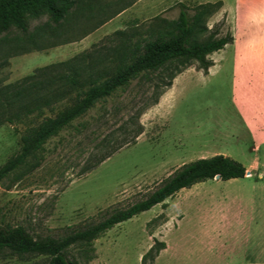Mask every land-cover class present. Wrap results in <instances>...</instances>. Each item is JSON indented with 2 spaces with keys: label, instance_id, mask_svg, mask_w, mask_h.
<instances>
[{
  "label": "rangeland",
  "instance_id": "374dc122",
  "mask_svg": "<svg viewBox=\"0 0 264 264\" xmlns=\"http://www.w3.org/2000/svg\"><path fill=\"white\" fill-rule=\"evenodd\" d=\"M81 1L58 37H40L42 48L24 49L14 38L5 40L13 34L0 33V93L5 87L11 93L39 68L49 67L46 75L113 71L130 61L123 54L137 42L176 21L182 5L193 14L197 5L219 0ZM222 1L207 25L217 36L231 33L232 40L208 55V70L194 61L177 71L175 62L98 101L0 180V228L22 226L34 238L60 237L147 197L184 163L218 153L264 174V0ZM46 20H34L32 28ZM88 87L86 82L72 98ZM70 101L43 109V116ZM42 117L0 125V165ZM257 181L214 178L183 188L165 205L97 238L90 261L78 246L68 255L80 264H142L160 240L166 248L147 264H242L264 246V186ZM49 260L0 250V264Z\"/></svg>",
  "mask_w": 264,
  "mask_h": 264
},
{
  "label": "trees",
  "instance_id": "16d2710c",
  "mask_svg": "<svg viewBox=\"0 0 264 264\" xmlns=\"http://www.w3.org/2000/svg\"><path fill=\"white\" fill-rule=\"evenodd\" d=\"M82 3L81 0H0V33L13 34L7 39L5 36V40L14 38L22 43L24 49L42 48L44 46L38 42L40 37L44 34L58 37L70 15ZM222 5V0L201 3L195 7L193 14L182 5L176 21L168 28L137 42L128 54H123L125 59L130 57V61L119 64L113 71L103 68L97 69L94 75L83 76L81 69H75L67 74L46 75L44 72L49 67L39 68L36 70L40 71L38 74L14 84L15 88L11 93L4 91L6 87L1 90L0 94L6 98H0V125L5 122L34 121V117L43 116V109L53 110L54 103L66 97L71 101L53 116L45 115L37 125L26 129L22 135L20 150L0 165V180L42 150L49 139L85 115L98 101L127 86L133 79L175 62L177 71L194 61L207 71L212 65L208 55L223 49L232 40L231 33L217 36V30L213 32L207 25L208 18ZM43 17L47 20L32 28V22ZM26 44L29 45L25 46ZM43 75L45 76L42 77ZM173 76L174 73L171 79ZM86 82L89 87L84 91H77L72 98L71 93ZM170 84L171 81L168 85ZM247 173L246 165L230 155L218 153L201 157L177 168L147 197L60 237L34 238L22 226L0 228V250L10 248L20 254H45L50 257L49 264H80L77 258H70L68 255L72 247L78 246L81 257L88 262L94 257V241L115 225L157 204L165 205L167 198L183 188L214 178L224 181L241 178ZM164 248V241L155 240L143 255L142 264H147L148 259L154 261Z\"/></svg>",
  "mask_w": 264,
  "mask_h": 264
},
{
  "label": "crops",
  "instance_id": "0c3cea01",
  "mask_svg": "<svg viewBox=\"0 0 264 264\" xmlns=\"http://www.w3.org/2000/svg\"><path fill=\"white\" fill-rule=\"evenodd\" d=\"M255 173H257V171ZM245 177H249V178L255 177L256 180H258L257 183L263 184L264 186V174L262 172H258L257 174H254L253 172H250L248 169V173ZM234 179H238V178H234ZM242 264H264V246L263 249L261 250V253L258 256H256L253 259L246 258Z\"/></svg>",
  "mask_w": 264,
  "mask_h": 264
}]
</instances>
